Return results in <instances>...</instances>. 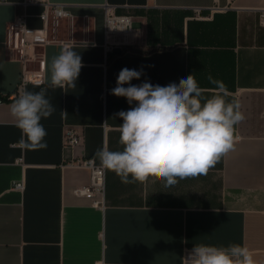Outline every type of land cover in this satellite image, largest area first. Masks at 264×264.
<instances>
[{"label": "crops", "instance_id": "crops-1", "mask_svg": "<svg viewBox=\"0 0 264 264\" xmlns=\"http://www.w3.org/2000/svg\"><path fill=\"white\" fill-rule=\"evenodd\" d=\"M72 19L50 31L43 48L45 82L54 113L41 123L47 147L24 149L10 113L19 96L23 63L7 46V25L26 14L41 28L44 6L0 0V264H189L194 244L247 246L264 264V0H50ZM132 19L121 42L106 32V10ZM69 45L82 57L75 88H48L53 56ZM140 70L138 85L179 83L193 74L206 95L222 81L228 99L240 102L235 150L206 175L166 186L162 179L124 184L106 170L104 206L75 194L90 171L67 162L121 150L115 114L131 106L111 94L119 71ZM22 91V92H23ZM74 127L81 142L65 147ZM99 164V161L95 159ZM23 180L17 189L14 182Z\"/></svg>", "mask_w": 264, "mask_h": 264}, {"label": "clouds", "instance_id": "clouds-1", "mask_svg": "<svg viewBox=\"0 0 264 264\" xmlns=\"http://www.w3.org/2000/svg\"><path fill=\"white\" fill-rule=\"evenodd\" d=\"M83 67L82 57L69 45L52 57L48 71V88H75ZM140 70L122 68L111 94L126 98L131 106L115 115L119 125L121 150L106 146L96 150L94 158L101 168L115 173L124 184L144 183L149 178L173 186L179 180L206 175L223 156L235 150L238 137L235 126L245 120L240 102L229 100L222 81L208 77L216 85L211 95L205 94L193 74L179 83L153 85ZM47 98V89L25 90L11 103L10 113L21 131L24 149L47 147L42 119L55 111ZM189 264H258L247 246L227 247L194 244L187 253Z\"/></svg>", "mask_w": 264, "mask_h": 264}, {"label": "built area", "instance_id": "built-area-1", "mask_svg": "<svg viewBox=\"0 0 264 264\" xmlns=\"http://www.w3.org/2000/svg\"><path fill=\"white\" fill-rule=\"evenodd\" d=\"M29 2L40 3L44 6L40 13L43 26L41 28L29 27L26 14L17 15L7 25V46L14 53V56L23 63V76L19 83V92H22L28 83L41 85L45 82L43 70L45 55L42 48L47 43L56 41L50 37V31L55 30L63 19H72L73 17L65 4L54 3L50 0H25V4ZM260 19L264 25V11L261 13ZM105 25L107 35L115 39L114 42L117 43L121 42L122 34L133 28L130 16L118 15L109 6L106 10ZM109 29L112 30L111 34L108 33ZM17 95L14 93L0 96V103ZM80 142L81 135L78 130L74 127L68 128L65 132V147L74 150ZM67 163L90 171L89 183L76 187L75 194L89 198L94 206H104L106 170L100 167L94 157L76 158ZM13 186L17 189H23L25 183L20 180L14 182Z\"/></svg>", "mask_w": 264, "mask_h": 264}, {"label": "bare ground", "instance_id": "bare-ground-1", "mask_svg": "<svg viewBox=\"0 0 264 264\" xmlns=\"http://www.w3.org/2000/svg\"><path fill=\"white\" fill-rule=\"evenodd\" d=\"M111 32H112V30H111V29H109V30H108V33H109V34H111Z\"/></svg>", "mask_w": 264, "mask_h": 264}]
</instances>
